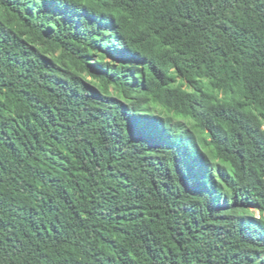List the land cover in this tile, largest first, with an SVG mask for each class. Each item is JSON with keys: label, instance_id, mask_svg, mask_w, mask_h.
Here are the masks:
<instances>
[{"label": "trees", "instance_id": "16d2710c", "mask_svg": "<svg viewBox=\"0 0 264 264\" xmlns=\"http://www.w3.org/2000/svg\"><path fill=\"white\" fill-rule=\"evenodd\" d=\"M0 264H264V0H0Z\"/></svg>", "mask_w": 264, "mask_h": 264}, {"label": "rangeland", "instance_id": "374dc122", "mask_svg": "<svg viewBox=\"0 0 264 264\" xmlns=\"http://www.w3.org/2000/svg\"><path fill=\"white\" fill-rule=\"evenodd\" d=\"M256 215H257V216H259V214H258V213H256Z\"/></svg>", "mask_w": 264, "mask_h": 264}]
</instances>
